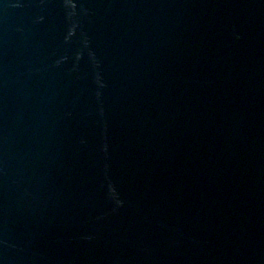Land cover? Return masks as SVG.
I'll use <instances>...</instances> for the list:
<instances>
[{"label":"water","instance_id":"1","mask_svg":"<svg viewBox=\"0 0 264 264\" xmlns=\"http://www.w3.org/2000/svg\"><path fill=\"white\" fill-rule=\"evenodd\" d=\"M0 264H264V0H0Z\"/></svg>","mask_w":264,"mask_h":264}]
</instances>
